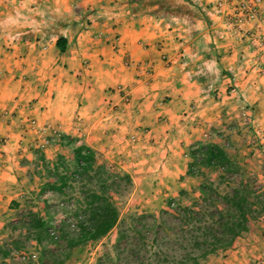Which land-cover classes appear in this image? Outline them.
Returning a JSON list of instances; mask_svg holds the SVG:
<instances>
[{"label":"crops","instance_id":"1","mask_svg":"<svg viewBox=\"0 0 264 264\" xmlns=\"http://www.w3.org/2000/svg\"><path fill=\"white\" fill-rule=\"evenodd\" d=\"M130 1L0 0V264H39L32 219L56 227L55 195L41 189L76 146L121 169L126 159L158 160L179 178L189 147L235 104L264 155V47H249L264 37V0L260 22L241 9L251 0ZM212 67L209 96L195 76ZM237 240L219 256L235 257Z\"/></svg>","mask_w":264,"mask_h":264},{"label":"trees","instance_id":"2","mask_svg":"<svg viewBox=\"0 0 264 264\" xmlns=\"http://www.w3.org/2000/svg\"><path fill=\"white\" fill-rule=\"evenodd\" d=\"M138 1L131 0L130 3ZM55 46L62 51L65 39L58 36ZM195 80L202 83L207 95H214L213 88L217 80L213 67L197 72ZM72 154L73 170L70 171L64 163L59 162L52 174V180L46 182L41 190L50 191L55 196L61 195L70 176H88L89 172H93L94 177L100 181L99 188L85 193V215L79 219L75 231L54 227L58 235L53 239L49 235L48 224L32 219V227L39 232L37 241L54 242L57 248L62 243L57 254L42 251L39 264H61L67 258L68 250L85 241L101 238L118 222V213L108 192L115 183L114 179L107 177L102 168H95V158L90 149L76 146ZM188 157L190 161L185 171L187 177L201 176L199 169L205 168H217L221 175L236 174L238 170L236 163L215 144L195 142L188 149ZM123 179L129 182L126 176ZM221 183L227 185V191H218ZM263 214L262 192L250 189L249 182L243 178L232 181L221 176L215 184H201L198 198L187 206H174L172 200H167L165 208L158 213L157 223L140 224L139 228L131 226L130 231L132 230L138 242L135 250H125L130 252V258L141 264H201L207 256L229 248L235 238L247 232L249 223ZM144 217L145 214L141 212L135 219L139 221ZM7 255V250L0 249L1 258Z\"/></svg>","mask_w":264,"mask_h":264},{"label":"rangeland","instance_id":"3","mask_svg":"<svg viewBox=\"0 0 264 264\" xmlns=\"http://www.w3.org/2000/svg\"><path fill=\"white\" fill-rule=\"evenodd\" d=\"M255 131L249 112L232 104L222 108L219 122L211 126L205 137V143L220 146L236 163L238 169L236 174L223 175L222 173L221 175L217 168H205L199 169L201 176L183 175L171 179L168 165L164 172L158 160L145 162L141 158L126 159L121 169L114 162L96 158L95 168H102L107 177L114 179L115 183L108 192L117 210L118 222L101 238L95 241H85L68 250L67 258L61 264H141L130 258L131 255L128 252L131 248L135 250L138 242L132 230L130 231V227L139 228L140 224L157 223L158 213L165 208L167 200H172L174 206H187L198 198L201 184L204 182L215 184L221 176L232 181L235 178H243L249 182L250 189L264 194V155L256 146L261 137ZM181 149L186 150V147ZM186 159L190 161L188 156ZM73 166L72 161L66 163V168L70 171L73 170ZM125 176L129 180L128 183L123 179ZM99 183L100 181L94 177L93 172H89L88 176H70L63 193L49 198V208L47 207L50 212L48 220L51 221L49 222L69 232L75 231L79 219L85 215L83 212L84 195L88 190H98ZM107 183L109 184V181ZM227 190L225 183L218 185L219 192ZM141 212L145 214V217L138 221L135 218ZM44 217L47 218L46 215ZM249 228L250 231L242 233L239 236L241 241L237 240L239 243L235 244V249H238L235 257L228 255L221 257L219 256L220 251H217L209 255L208 259L201 264H219V261H216L217 257L220 260L227 257L235 258L243 262L242 264H264V214L250 222ZM256 238L263 242V247L261 246L260 250L252 254L250 250L245 249V245ZM59 245L62 246V243ZM60 246L57 248L54 242L42 241L37 250L40 253L43 251L57 254L60 252ZM24 247L28 250L33 246L25 242ZM225 262L228 263V261Z\"/></svg>","mask_w":264,"mask_h":264},{"label":"built area","instance_id":"4","mask_svg":"<svg viewBox=\"0 0 264 264\" xmlns=\"http://www.w3.org/2000/svg\"><path fill=\"white\" fill-rule=\"evenodd\" d=\"M262 0H251L250 4L246 6H243L241 9L243 10V13L249 20H255L256 22H260L261 15L258 13V8L257 6L261 3ZM220 5L217 4V8ZM249 47H252V49H261L264 47V37H262L260 40L254 39V41L251 40V43L249 44ZM261 68L264 71V60L261 63ZM46 128H48L46 126ZM43 143H47L46 141H43ZM49 235L53 238H57V232L55 231L54 228L49 229ZM31 259L34 258V255L30 256Z\"/></svg>","mask_w":264,"mask_h":264}]
</instances>
